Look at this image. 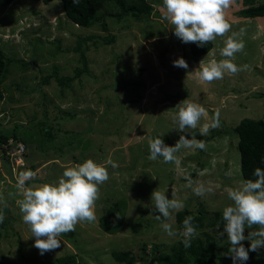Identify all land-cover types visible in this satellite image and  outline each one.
<instances>
[{
    "label": "rangeland",
    "instance_id": "374dc122",
    "mask_svg": "<svg viewBox=\"0 0 264 264\" xmlns=\"http://www.w3.org/2000/svg\"><path fill=\"white\" fill-rule=\"evenodd\" d=\"M147 1L154 7L149 21L106 17L108 30L103 31L97 25L85 28L72 23L60 0L47 4L0 0V49L12 60L0 91V131L14 132L17 139H9L22 141L26 151L25 168L15 173H9L10 164L0 159V200L7 203L6 208L0 204L6 220L0 223V262L50 264L58 255L72 252L80 264H125L114 259L111 251L130 250L137 255L132 264H150L153 244L169 251L183 239L182 235L168 237L161 228L162 222H168L182 233L175 211L170 220L155 218L154 190L181 200L192 211L201 204L210 217L212 211L232 203L228 188L242 186L233 127L244 117H264V16L240 17L241 0H232L225 18L232 31L246 29L245 47L233 62L247 68L205 83L197 76L199 63L223 59L218 48L226 37H217L208 52L194 56L191 43L175 37L164 19L162 0ZM108 34L114 36L110 43L95 37ZM77 43L84 50L88 72L59 85L54 69L57 76H72L74 68L82 65ZM178 57L186 61L187 69L173 66ZM186 98L201 104L207 115L197 129L181 133L174 129L172 108ZM217 112L220 126L201 135L200 126L210 123ZM189 133L203 140L206 149L182 148L176 154L178 164L149 158L150 138L160 136L166 145L174 146L182 134L191 138ZM109 158L118 167L105 165L109 179L100 186L96 220L78 223L59 238L60 248L41 255L16 204L22 198L16 188L19 173L36 174L28 185L54 183L67 167L86 159L105 164ZM189 180L212 191L198 196ZM121 198L126 201L123 227L108 233L99 227L98 217ZM136 221L139 226L133 231L130 225ZM199 235L203 238L201 231ZM229 246L226 236L221 238L205 254L212 257L210 264H232ZM244 264H264V248L252 251Z\"/></svg>",
    "mask_w": 264,
    "mask_h": 264
},
{
    "label": "clouds",
    "instance_id": "9594fccd",
    "mask_svg": "<svg viewBox=\"0 0 264 264\" xmlns=\"http://www.w3.org/2000/svg\"><path fill=\"white\" fill-rule=\"evenodd\" d=\"M78 2L79 0H73L74 4ZM231 3L232 0H162L164 19L171 26L175 37L182 43H195L202 47L215 41L217 37H226L223 47L218 48L219 55L223 59L219 61L212 59L207 63L200 61L197 76L202 82L211 83L223 79L225 73L236 75L247 68L246 65L240 67L233 62L235 54L242 52L245 47L242 36L246 29L232 31V25L225 18V10ZM172 63L174 67L188 68L186 61L180 57ZM172 109H175L172 115L174 129L181 133L187 132L186 129H197L202 118L207 115L206 109L201 104L187 98ZM210 121L200 126L201 135H207L210 129L220 126L219 112L212 116ZM189 134L191 138L180 135L174 146L166 145L160 136L150 138L149 158L156 160L162 157L164 163L178 164L180 161L176 154L182 148L206 149L203 140ZM0 159L7 160L4 154ZM7 163L9 164L8 160ZM105 165L118 167V164L110 158L105 164L86 159L82 163L67 167L56 182L44 184H27L36 175L31 170L19 173L16 188L22 198L17 199L16 204L23 223L28 226L31 233L30 237L34 239L33 246L41 255L60 248L59 238L74 231L78 223H90L96 220L95 203L99 199L100 186L109 179ZM24 168L25 164L15 170L18 172ZM11 170L12 168L9 167V173ZM15 170H12L13 173ZM253 174L256 177L254 181L244 180L241 187L227 189V196L232 203L222 210L223 230L219 235L221 238L225 236L227 238L230 245L227 255L231 258L232 264H244L249 259V251L256 252L264 248V170L257 167ZM189 186L198 196L212 191L202 183L191 180ZM151 201L152 211L158 213L155 215L157 220L161 217L165 221L170 220L174 211L185 207L181 200L170 199L165 192L157 189L151 193ZM0 204L3 208L7 207L6 201L0 200ZM3 208H0V223L5 219ZM193 220L192 215L183 219L182 233L175 230L168 222H162L161 228L168 237L182 235L181 243L185 248H189L192 238L199 235ZM217 228H220L219 224ZM245 229L248 230L247 235ZM245 240L249 241L247 249L242 243Z\"/></svg>",
    "mask_w": 264,
    "mask_h": 264
},
{
    "label": "trees",
    "instance_id": "16d2710c",
    "mask_svg": "<svg viewBox=\"0 0 264 264\" xmlns=\"http://www.w3.org/2000/svg\"><path fill=\"white\" fill-rule=\"evenodd\" d=\"M5 4H9L15 0H1ZM44 4L51 0H41ZM65 16L75 25L89 28L97 25L101 30L107 31L108 26L106 17H114L117 20H122L124 17H130L135 22H147L151 18L153 12V4L147 0H79L74 4L73 0H60ZM242 8L238 10V15L243 18L264 16V1L259 0H241ZM96 38L101 39L104 43H110L114 40L112 34L106 36L96 35ZM91 38V36L89 37ZM212 47V43L198 46L191 43L190 50L194 56H200L208 52ZM75 50L79 53V61L81 67H75L72 76H57L55 69L52 72L59 85H68L75 77H79L82 72H88L87 59L84 50L77 43ZM12 60L6 56L0 49V91L6 78L8 66ZM18 62V59H17ZM50 76V75H49ZM47 81V78L44 79ZM264 96V93L261 94ZM2 97L0 92V98ZM233 131L237 135V149L239 151L240 172L242 180H255L254 169L257 167L264 170V117L263 118H248L244 117L233 127ZM50 134V133H49ZM48 134V135H49ZM9 138L17 139L14 132L0 131V144L7 142ZM126 201L118 199L113 201L104 213L98 217L99 227L108 232H118L123 227ZM119 217H117V215ZM194 217L193 224L198 232L201 231L203 238L200 235L192 238L191 247L185 248L179 241L171 246L170 250H164V247L157 244L151 246L150 264H210L212 257L205 255L215 249V245L221 239L219 233L223 230L222 211H212L210 217L203 205H199L196 211L188 208L175 211L174 219L178 227H183L182 222L186 216ZM6 220L3 221L5 223ZM220 228H217V225ZM139 226V221L131 223L130 227L136 231ZM206 228H211L217 234L213 235L206 231ZM248 231V230H247ZM247 234V233H246ZM247 249L248 241L242 242ZM160 247L162 250L160 251ZM252 251H249V258ZM111 255L117 261H122L125 264H132L137 260L135 252L130 250H112ZM0 264H12L9 262H0ZM50 264H80L76 255L72 252L61 254L55 257Z\"/></svg>",
    "mask_w": 264,
    "mask_h": 264
},
{
    "label": "built area",
    "instance_id": "2783aa9c",
    "mask_svg": "<svg viewBox=\"0 0 264 264\" xmlns=\"http://www.w3.org/2000/svg\"><path fill=\"white\" fill-rule=\"evenodd\" d=\"M4 154L14 171L16 168L24 166L25 146L21 141L8 139L0 144V156Z\"/></svg>",
    "mask_w": 264,
    "mask_h": 264
}]
</instances>
